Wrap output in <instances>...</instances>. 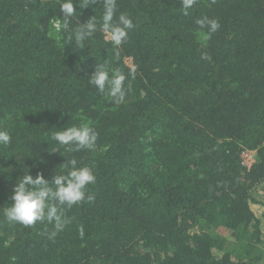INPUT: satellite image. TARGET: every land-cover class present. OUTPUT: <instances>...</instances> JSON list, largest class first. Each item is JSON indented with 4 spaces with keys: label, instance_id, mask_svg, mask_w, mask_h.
Segmentation results:
<instances>
[{
    "label": "trees",
    "instance_id": "obj_1",
    "mask_svg": "<svg viewBox=\"0 0 264 264\" xmlns=\"http://www.w3.org/2000/svg\"><path fill=\"white\" fill-rule=\"evenodd\" d=\"M59 4L0 0V264H264V0H198L188 16L180 0H117L135 24L119 60L100 31L68 44L49 23ZM77 10L73 27L102 15L99 0ZM105 62L128 77L123 103L88 82ZM84 122L94 149L52 140ZM73 157L94 199L64 209L63 230L4 215L19 177L51 182Z\"/></svg>",
    "mask_w": 264,
    "mask_h": 264
},
{
    "label": "clouds",
    "instance_id": "obj_2",
    "mask_svg": "<svg viewBox=\"0 0 264 264\" xmlns=\"http://www.w3.org/2000/svg\"><path fill=\"white\" fill-rule=\"evenodd\" d=\"M183 15H190V9L198 0H180ZM97 0H60L59 10L61 16L50 18L49 23L56 30L68 33V44H74L78 48L84 46L85 39H90L98 31L105 34L111 43L115 57L119 60L120 48L128 41V34L134 30L135 24L132 18L121 12L117 15V0H99L102 5V15H96L88 19L86 23L79 22L72 26V19L80 13L77 10L92 8ZM215 3V0H212ZM195 24L200 29H207L208 35L218 31L219 21L204 16L197 18ZM202 59H209L206 53L201 54ZM132 72H129L131 75ZM128 77L120 68L110 69L108 64L97 63L89 77V83L95 87L98 93L108 97L116 104L123 103L130 90V85L125 81ZM98 133L89 123H80L71 127L57 130L52 134V140L58 145L64 146L69 152H77L82 149H94ZM11 134L7 130H0V146L11 144ZM56 150V149H54ZM78 161L73 157L63 164L66 174H56L51 182L44 179L42 173H37L35 179L25 173L16 181L11 196L12 203L3 209L4 215L14 223L32 226L37 221L45 219L54 225L53 236L70 223L65 216L64 209L71 208L87 198L92 201L94 197L86 193L87 186L95 183L96 177L88 166H77ZM47 209V211H45ZM83 237V228L80 229Z\"/></svg>",
    "mask_w": 264,
    "mask_h": 264
},
{
    "label": "built area",
    "instance_id": "obj_3",
    "mask_svg": "<svg viewBox=\"0 0 264 264\" xmlns=\"http://www.w3.org/2000/svg\"><path fill=\"white\" fill-rule=\"evenodd\" d=\"M256 160V151L245 150L242 153V161L246 166H251Z\"/></svg>",
    "mask_w": 264,
    "mask_h": 264
}]
</instances>
